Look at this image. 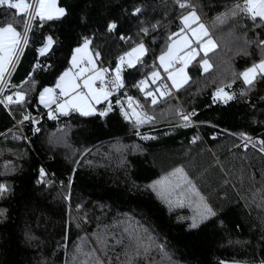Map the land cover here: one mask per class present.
<instances>
[{"label": "trees", "instance_id": "trees-1", "mask_svg": "<svg viewBox=\"0 0 264 264\" xmlns=\"http://www.w3.org/2000/svg\"><path fill=\"white\" fill-rule=\"evenodd\" d=\"M179 2L187 6L180 8L178 0H57L66 16L33 22L2 95L24 92L25 104H0V184L7 188L0 196V264H87L93 257L84 253L93 249L101 264L264 262V80L257 76L249 86L239 75L264 58V21L237 11L245 0ZM190 11L216 45L207 57L210 69L203 72L198 57L188 83L152 105L138 85L159 69L169 37ZM13 16L24 20L0 7V25ZM113 22L117 28L109 31ZM13 26L23 30L22 23ZM47 36L55 43L41 56ZM84 38L100 53L98 66L110 62L114 74L118 56L140 44L147 51L134 66L121 65L123 87L97 105V114L39 116L44 109L37 93L55 85ZM163 79L145 91H155ZM220 87L233 99L215 98ZM128 97L154 119H126ZM182 109L196 113V127L179 126ZM102 110L106 116L98 115ZM25 114L30 119L21 123ZM241 134L255 143L242 144ZM179 168L215 216L199 222L195 203L182 198L178 205L173 194L169 205L158 186L154 190ZM132 229L139 241L130 237ZM97 235L108 237L106 250Z\"/></svg>", "mask_w": 264, "mask_h": 264}, {"label": "snow or ice", "instance_id": "snow-or-ice-1", "mask_svg": "<svg viewBox=\"0 0 264 264\" xmlns=\"http://www.w3.org/2000/svg\"><path fill=\"white\" fill-rule=\"evenodd\" d=\"M180 8H185L187 5L183 2H179ZM0 7H6L7 9H14L16 14L22 15L24 20L21 22L13 16V22L22 23V31H17V28L13 26V22H9L6 25H0V93L4 91V88L8 86L5 79L6 74H9L10 79V66L14 63V58L17 55L21 46H27L29 43L28 33L32 30L33 22L40 21L41 24L46 21L60 20L67 15L65 8L59 7L57 0H18L17 3H12L11 0H0ZM237 11H242L250 17L252 21H256L259 18L260 21H264V0H247L243 6H238ZM235 14V13H234ZM222 22V18L218 20ZM182 23L184 25L180 32L174 34V37L170 36L169 39L172 43L168 46L166 52L159 56L160 65L164 72L167 73V79L172 82V87L177 91L185 84L188 83L189 77L185 73V69L199 54L197 48H192L191 42L186 36H181V33L191 31L196 36L195 43L198 48L203 49V58L200 66L205 72L210 68L209 60L207 59L208 53L215 49L216 45L212 38L209 36L208 30L205 26L199 22V17L195 11H190L187 15L182 17ZM192 25H196L195 28ZM117 28L116 23H111L108 30L112 31ZM205 37H208L206 40ZM55 41L52 36L46 37V43L39 48V54L44 56L51 51ZM92 41L89 38H84L82 47H77L74 50V54L71 57L72 68L64 71L59 76V80L55 87H44L42 91L38 92V100L45 108L49 109V118L56 119L57 117L52 113V106L55 104L60 115H68L70 110L79 112L83 116H90L97 114L94 104H99L101 101H109V97L116 88L123 87V81L121 79V67L115 68V75L106 81L105 77L108 76L109 69L103 67H97L98 58L100 53L98 51L90 50ZM146 49L143 44L133 48L132 51L126 53L125 56L120 58V65L127 63L129 67L134 66L139 62L141 57L146 53ZM180 65V67H177ZM35 67L46 68L45 64L41 67L37 64ZM75 70V71H74ZM243 83L251 86L256 80L257 76L264 80V58L259 63H253L251 67H248L245 71L239 74ZM160 73L154 71L151 74V83L155 84L160 79ZM99 84V87H97ZM148 81H141L140 90L144 92L146 98L150 97V103L156 105L158 103L157 93L159 97L164 98L171 96L167 84H159L155 91H145ZM13 87H15L13 85ZM57 89L59 92L57 93ZM163 89V90H161ZM243 94V93H242ZM16 99H13V95L4 96L0 99V104H18L23 106L26 101V93L17 91L15 92ZM215 98H222L225 102L233 99V95H229L224 92V88L220 87L215 93ZM128 106L132 108V114L136 116V123L142 124L151 122L154 117L147 115L144 112H137L136 108H133V104L139 107L137 101H134L132 97H128ZM111 110V103L107 104V111ZM107 111H99L98 115L106 116ZM185 123L179 125L181 127H188L191 123V117L196 115L195 112L185 114L183 110H178L177 113ZM125 116L128 113L125 112ZM30 119L29 114H25L21 123ZM244 139H251L244 134H241ZM261 145H264V140L260 141ZM264 150V149H262ZM45 175L43 169L40 170V176L43 178ZM158 190L162 198L166 200L169 205L173 203L171 196L177 194L175 203L183 205L184 199L187 198L191 203L196 204L199 222L208 219L211 216H215L216 213L204 203V197L200 195L196 189L195 184L188 178L183 168L176 169L171 176H166L162 180L157 181L153 186L154 190ZM7 191L5 185L0 184V196ZM192 198H197L193 200ZM3 213H0L2 215ZM192 228L198 227L197 219H193L191 223ZM135 229L130 230L129 235L132 239L139 241L140 237L135 236ZM96 242L100 245V250H106L108 245V237L106 235H97ZM117 243H122V240H117ZM83 253V249H80ZM95 249L91 252L84 253L85 256L93 257L92 261L87 264H101L99 257L95 256ZM264 264V262H262Z\"/></svg>", "mask_w": 264, "mask_h": 264}, {"label": "built area", "instance_id": "built-area-1", "mask_svg": "<svg viewBox=\"0 0 264 264\" xmlns=\"http://www.w3.org/2000/svg\"><path fill=\"white\" fill-rule=\"evenodd\" d=\"M11 2H12V3H17V0H11ZM23 48H24V46L22 45V46H21V49L18 50L17 55H16V57L14 58V63H13V65L10 66V69H9L10 77H11V75H12V73H13V70H14V68H15V66H16V64H17V62H18V59H19V57H20V55H21V52H22ZM122 56H123V54H121L120 56H118L117 59L119 60ZM102 67H103V68H107V69H109L108 76L105 77L106 81L109 80V78L114 77V75H115V74H114V70L110 67V62H108L106 65H104V66H102ZM74 71H75V70H74ZM8 77H9V74H6L5 79H6V81H7V84H8V82H9V80H10ZM161 84H167V85H168V88H169V91H170L171 93H174L173 89L171 88V86H170V84H169V82H168L167 80L163 79V80L161 81ZM5 88H6V87H5ZM5 88H4V90H5ZM121 88H122V87H121ZM121 88H116V89L112 92V94H116V93H118L119 90H120ZM58 92H59V90L57 89V93H58ZM3 93H4V91H3L2 93H0V99H2V95H3ZM13 99H14V100L16 99L15 95H13ZM132 99H133V98H132ZM127 100H128V98L126 99V103H125V104L127 105L128 108H130V107L128 106V102H127ZM133 100H134V99H133ZM134 101H135V100H134ZM11 105H14V104H7V103L3 104V106H4L5 108H7V109H9ZM132 107H133V108H136L137 112H140V111H139V108L137 107L136 104H133ZM57 110H58V109H57V106L54 104V105L52 106V113H53V115H55V114L57 113ZM131 110H132V108H131ZM182 110H183V112H184L185 114H189L185 109H182ZM43 114H48V115H49V109H44V110H41V111L38 112V115H39V116H41V115H43ZM134 117L136 118V116H134ZM178 117H179V119H180L181 121H183V120L180 118L179 115H178ZM191 120H192V118H191ZM183 122L185 123V121H183ZM16 126H17L18 128H20L21 123H20V122H17V123H16ZM189 126H191V127H196V123L192 120V123H191ZM251 143H255V142L253 141L252 138H251V139H246V140H244V141L242 142V144H244V145L251 144Z\"/></svg>", "mask_w": 264, "mask_h": 264}, {"label": "crops", "instance_id": "crops-1", "mask_svg": "<svg viewBox=\"0 0 264 264\" xmlns=\"http://www.w3.org/2000/svg\"><path fill=\"white\" fill-rule=\"evenodd\" d=\"M246 2H247V0H245V4H246ZM196 13V12H195ZM188 14V13H187ZM186 14V15H187ZM196 15L199 17V15L196 13ZM199 22L200 23H202V21L200 20V17H199ZM180 23H181V28H183L184 27V25H183V23H182V18H181V20H180ZM203 25H204V23H202ZM205 26V25H204ZM192 27L193 28H195L196 27V25H192ZM205 28H206V26H205ZM180 32V31H179ZM181 36L183 37V36H186L187 37V39L191 42V46H192V48H197L198 49V52H199V54L195 57V59L188 65V67L185 69V73L188 75V68H189V66L198 58V57H200V56H203V49L202 48H198V45L195 43V41H196V36L193 34V32H191V31H186V32H184V33H181ZM208 37H205L204 39L206 40ZM172 43V40H171V42H170V44ZM169 44V45H170ZM168 45V46H169ZM80 47H82V46H80ZM135 47H137V46H135ZM135 47H133V48H135ZM133 48H131L130 50H128L126 53H128V52H130V51H132V49ZM168 49V48H167ZM167 51V50H166ZM213 51V50H212ZM212 51H210V52H212ZM209 52V53H210ZM126 53L124 54V56L126 55ZM208 53V54H209ZM73 54H74V52H73ZM72 54V55H73ZM72 57V56H71ZM157 63H158V67H159V69H157V70H155V71H159V73H160V75L162 76V74H164V76L166 77V79H167V73H165L164 72V70H163V68L161 67V65H160V61H159V58H158V61H157ZM121 67V65L120 64H118L117 65V67ZM97 67L99 68V66H98V64H97ZM177 67H180V65H177ZM72 68V63H71V60H70V67L69 68H67L66 70H64V71H67V70H69V69H71ZM210 69V68H209ZM208 69V70H209ZM201 70L203 71V72H205L204 70H203V68L201 67ZM63 71V72H64ZM63 72L60 74V75H62L63 74ZM120 75H121V73H120ZM188 77H189V75H188ZM58 80H59V77H58V79H57V82H58ZM159 80V79H158ZM168 80V79H167ZM168 82L170 83V86H171V88L173 89V90H176L174 87H172V82L170 81V80H168ZM56 85V84H55ZM97 87H99V84H97ZM161 90H163V89H161ZM157 97H159V93H157ZM218 99H220V100H223L222 98H218ZM102 102H104V101H101L100 103H102ZM99 103V104H100ZM38 104H39V106L42 108V109H46L44 106H43V104H41L40 102H39V100H38ZM99 104H94V107H95V109H96V107H97V105H99ZM124 108V107H123ZM48 109V108H47ZM57 112L59 113V111L57 110ZM69 112H76V113H78V114H80L79 112H77V111H74V110H70ZM96 112H97V109H96ZM122 114H123V116L126 118V119H130L128 116L126 117L125 116V114L123 113V111H122ZM81 115V114H80ZM133 118V117H132Z\"/></svg>", "mask_w": 264, "mask_h": 264}, {"label": "rangeland", "instance_id": "rangeland-1", "mask_svg": "<svg viewBox=\"0 0 264 264\" xmlns=\"http://www.w3.org/2000/svg\"><path fill=\"white\" fill-rule=\"evenodd\" d=\"M118 64H120V63H118ZM126 64H127V63H126ZM158 72H159V71H158ZM160 77H161V75H160ZM157 81H158V80H157ZM56 83H57V81H56ZM56 83H55V84H56ZM149 83H151V75H150V80L148 81L147 86L149 85ZM54 87H55V85L52 86V88H54ZM46 109H47V108H46ZM122 111H123L124 114H125V112H127V113H128V117H129L130 119H132V117H134V115L132 114V110H131V108H128L126 104H125L124 108L122 109ZM174 198L177 199L176 196H174ZM224 264H240V263H230V262H225Z\"/></svg>", "mask_w": 264, "mask_h": 264}]
</instances>
